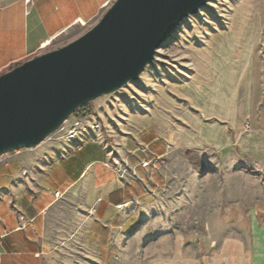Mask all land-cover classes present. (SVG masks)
I'll list each match as a JSON object with an SVG mask.
<instances>
[{"label": "crops", "instance_id": "obj_1", "mask_svg": "<svg viewBox=\"0 0 264 264\" xmlns=\"http://www.w3.org/2000/svg\"><path fill=\"white\" fill-rule=\"evenodd\" d=\"M112 1L0 0V74L51 49L67 31L90 23ZM208 55L209 80L185 84L183 122L165 133L148 123L126 132L110 122L112 95L120 89L89 102L81 137L46 140L4 154L0 264L75 262L77 246L87 248V257H92L85 262L114 263L119 248L144 227L147 215L153 212L158 219L162 213L167 172L181 151L204 168L210 164L230 171L263 165L264 85L256 86L248 75L245 59L251 57L239 53L234 61L218 52ZM245 113L252 119L253 133L234 146L232 134L242 129ZM93 123H99V129H91ZM139 144H146L149 153L139 152ZM155 156L160 158L153 160ZM144 159L150 160L149 167L139 164ZM113 160L127 161L129 170L120 176L111 166ZM248 215L247 248L235 245L231 254L191 256L185 264H264V210L254 204ZM163 227H154L157 246L163 244ZM172 261L171 255L168 264Z\"/></svg>", "mask_w": 264, "mask_h": 264}, {"label": "rangeland", "instance_id": "obj_2", "mask_svg": "<svg viewBox=\"0 0 264 264\" xmlns=\"http://www.w3.org/2000/svg\"><path fill=\"white\" fill-rule=\"evenodd\" d=\"M113 2L90 23L67 31L51 49L85 33ZM211 52L222 53L221 57L234 61L239 53L246 52L251 57L249 62L245 59L246 66L250 65L248 75L256 86L264 85V0H207L161 44L153 63L146 66L139 80L128 82L116 94L113 92L115 107L107 116L109 121L126 132L148 123L162 133L182 123L185 84L209 80L207 59ZM83 112L79 111L81 117ZM251 122L250 115L245 113L242 129L233 130L234 146H238L240 139H250ZM261 158L263 165L258 167L245 165L223 171L213 162L214 168L209 164L212 170L205 172L208 167L193 164L187 152L178 153L167 172L169 183L162 213L158 219L153 212L147 215L144 227L130 235L112 264H159L160 255L162 264H168L171 255L173 264H185L191 256L231 254L235 245L247 248L251 239L249 207L256 204L264 210V151ZM158 223L165 226L161 246L154 241V227ZM73 249L75 262L54 264H96L85 262L92 258L87 257V248Z\"/></svg>", "mask_w": 264, "mask_h": 264}, {"label": "water", "instance_id": "obj_3", "mask_svg": "<svg viewBox=\"0 0 264 264\" xmlns=\"http://www.w3.org/2000/svg\"><path fill=\"white\" fill-rule=\"evenodd\" d=\"M207 0H114L71 42L0 74V156L44 141L82 105L137 81Z\"/></svg>", "mask_w": 264, "mask_h": 264}, {"label": "built area", "instance_id": "obj_4", "mask_svg": "<svg viewBox=\"0 0 264 264\" xmlns=\"http://www.w3.org/2000/svg\"><path fill=\"white\" fill-rule=\"evenodd\" d=\"M99 127V123H93L90 125V128L94 130L99 129ZM246 127H248V124H246ZM85 130L86 126L84 124L83 117L80 116L79 112H74L66 120H64L56 130L47 135L44 141L55 139H77L82 136ZM137 150L143 154L149 153V149L146 144H139ZM3 156L4 154L0 156V162L4 160ZM159 158V156H155L153 160H158ZM139 164L142 167H149L150 160H140ZM111 166L120 176H122L125 172H127V170H129L128 163L125 160H123L122 162L113 160L111 162ZM19 218L21 221H23V216H20Z\"/></svg>", "mask_w": 264, "mask_h": 264}, {"label": "trees", "instance_id": "obj_5", "mask_svg": "<svg viewBox=\"0 0 264 264\" xmlns=\"http://www.w3.org/2000/svg\"><path fill=\"white\" fill-rule=\"evenodd\" d=\"M89 103H86L84 105H82L79 109H77L75 112H79V111H84L82 115H86L88 113V106Z\"/></svg>", "mask_w": 264, "mask_h": 264}]
</instances>
